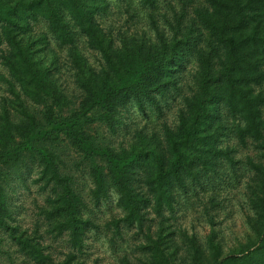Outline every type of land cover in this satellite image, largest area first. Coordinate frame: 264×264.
Returning a JSON list of instances; mask_svg holds the SVG:
<instances>
[{
	"label": "trees",
	"instance_id": "1",
	"mask_svg": "<svg viewBox=\"0 0 264 264\" xmlns=\"http://www.w3.org/2000/svg\"><path fill=\"white\" fill-rule=\"evenodd\" d=\"M91 237L114 264H264V0H0V264H88Z\"/></svg>",
	"mask_w": 264,
	"mask_h": 264
},
{
	"label": "rangeland",
	"instance_id": "2",
	"mask_svg": "<svg viewBox=\"0 0 264 264\" xmlns=\"http://www.w3.org/2000/svg\"><path fill=\"white\" fill-rule=\"evenodd\" d=\"M140 13H143L142 10H139ZM141 16V15H140ZM139 16V17H140ZM126 19V14L124 12V9L118 8V4L112 3L111 7V13L109 14L108 20H105L106 24H118ZM135 20H138V18H135ZM174 114H175V108L169 107L165 109L164 115L157 119L155 114L149 113L148 118L145 116H142L135 110L132 111L131 116L133 117V122L137 125L134 128L138 129H145L146 131L150 132L153 128H157L158 125H160L161 122H167L168 124H172L174 120ZM22 191V190H21ZM20 191V192H21ZM33 196L35 197V192H23V194L19 193L15 199V204L17 205V213L22 219V223L25 226H30L31 220L34 216V208L32 205ZM37 198V196H36ZM115 202L116 198L114 195H111V198L107 200L105 203L101 204L98 208H93L91 206V216H94V219L97 220L98 223H103L104 221L109 220L112 216L115 215L117 212L115 208ZM18 216V218H19ZM188 227H190L193 223L196 224V232L198 234H202L203 232V221L201 220V217L199 213H189L187 214V219L185 220ZM242 211L234 210L233 217L230 218V220L227 222L231 224L232 232L239 233L242 226ZM226 223V224H227ZM225 234L227 236L230 235V231L225 230ZM240 234V233H239ZM96 241L93 240V237L88 240V254L89 259L93 260L96 258H99L98 264H114L113 257L110 256L111 253L107 250V246L104 243L103 237H96ZM88 259V264L90 263V260ZM4 264V263H2Z\"/></svg>",
	"mask_w": 264,
	"mask_h": 264
}]
</instances>
